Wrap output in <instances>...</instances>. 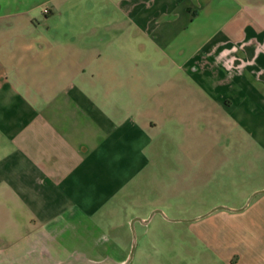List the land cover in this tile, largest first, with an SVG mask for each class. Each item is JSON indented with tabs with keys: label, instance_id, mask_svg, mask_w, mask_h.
Segmentation results:
<instances>
[{
	"label": "crops",
	"instance_id": "1",
	"mask_svg": "<svg viewBox=\"0 0 264 264\" xmlns=\"http://www.w3.org/2000/svg\"><path fill=\"white\" fill-rule=\"evenodd\" d=\"M183 116L264 151V0H0V264H123L106 218ZM155 215L131 264H264V197Z\"/></svg>",
	"mask_w": 264,
	"mask_h": 264
},
{
	"label": "rangeland",
	"instance_id": "2",
	"mask_svg": "<svg viewBox=\"0 0 264 264\" xmlns=\"http://www.w3.org/2000/svg\"><path fill=\"white\" fill-rule=\"evenodd\" d=\"M198 127L203 128V122L196 119L195 123H189L183 116L175 125V132H170L158 143V155H155L156 160L148 174L121 198L115 206V213L106 218L108 224H122L113 229V247L121 248L125 241L131 248L134 235L132 221L143 216L150 219L156 210H161L164 215L156 214L148 228H152L151 236L166 241L185 226V223H172L168 219L192 220L219 206L240 209L256 192L264 190L263 150L253 148L248 140L245 147H241V143L229 140L234 135L231 133L224 134V139L217 141L215 134L201 132ZM253 159L260 160L259 170H253L248 164ZM238 161L246 162L245 166L229 164ZM229 174H235L234 181L226 179ZM210 176L214 180L209 182ZM228 183L233 186L229 191L225 187ZM235 193L249 196H236ZM262 197L264 193L256 195L250 204ZM144 228L141 222H136V247L142 231L146 230ZM26 264H49V261L36 255L32 262ZM78 264L88 263L83 260ZM105 264L113 262L110 260Z\"/></svg>",
	"mask_w": 264,
	"mask_h": 264
},
{
	"label": "water",
	"instance_id": "3",
	"mask_svg": "<svg viewBox=\"0 0 264 264\" xmlns=\"http://www.w3.org/2000/svg\"><path fill=\"white\" fill-rule=\"evenodd\" d=\"M262 193H264V190H261V191L256 192V193H255V194L249 199L248 203H247L243 208H241V209H232V208L227 207V206H219V207H216V208L213 209L211 212L207 213L206 215H204V216H202V217H200V218L206 217V216L212 214L213 212H215V211H217V210H227V211H231V212L243 211V210H245V209L248 207V205L250 204V202L252 201V199H253L256 195H259V194H262ZM157 213H161V214L164 215V213H163L161 210H156V211L152 214V216L155 215V214H157ZM152 216H151V217H152ZM197 219H199V218H197ZM147 221H148V220H147ZM136 222H144V221H143L141 218H136V219H134V220L132 221V228H133V234H134V235H133V244H132L131 252H130V254H129V256H128V259H127L123 264H131V262L133 261V258H134V254H135V250H136V243H137L136 232H135V224H136Z\"/></svg>",
	"mask_w": 264,
	"mask_h": 264
}]
</instances>
